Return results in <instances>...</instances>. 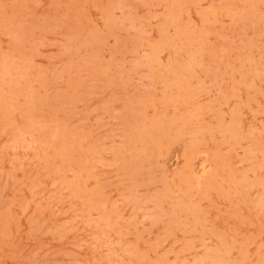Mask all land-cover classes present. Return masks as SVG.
Masks as SVG:
<instances>
[{"label": "rangeland", "instance_id": "rangeland-1", "mask_svg": "<svg viewBox=\"0 0 264 264\" xmlns=\"http://www.w3.org/2000/svg\"><path fill=\"white\" fill-rule=\"evenodd\" d=\"M0 264H264V0H0Z\"/></svg>", "mask_w": 264, "mask_h": 264}]
</instances>
